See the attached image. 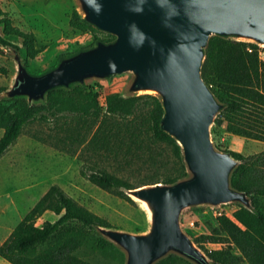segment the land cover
<instances>
[{
	"label": "water",
	"instance_id": "water-1",
	"mask_svg": "<svg viewBox=\"0 0 264 264\" xmlns=\"http://www.w3.org/2000/svg\"><path fill=\"white\" fill-rule=\"evenodd\" d=\"M80 18L111 35L64 55L41 73H30L17 48L5 53L15 70L0 100L23 98L45 104L48 92L129 74L123 96L158 98L159 127L180 148L186 176L171 183L124 189L145 216V228L128 231L94 224L97 234L124 254L123 264H157L177 255L192 264H213L183 229L186 210L239 204L254 211L252 199L232 185L240 160L215 145L211 128L225 103L202 77L214 36L264 48V0H73Z\"/></svg>",
	"mask_w": 264,
	"mask_h": 264
},
{
	"label": "trees",
	"instance_id": "trees-1",
	"mask_svg": "<svg viewBox=\"0 0 264 264\" xmlns=\"http://www.w3.org/2000/svg\"><path fill=\"white\" fill-rule=\"evenodd\" d=\"M70 25L93 29L81 20L76 9L72 10ZM0 26V45L17 48L24 66L32 74L51 69L64 55L87 48L96 41L107 42L113 38L111 35L108 39L93 36L85 45L57 53L53 64L31 71L30 62L36 56V36L13 27L11 19L2 10ZM7 36L19 37L22 46L11 43ZM4 52L0 49V53ZM201 73L218 99L225 103L215 118L211 134L224 126V130L231 135L264 142V60L259 56V47L249 42L214 36L208 42ZM92 87L84 84L69 89H53L48 92L45 104L30 105L23 98L0 100V128L3 129L0 157L39 112L62 104L96 120L101 117L90 140L97 139L101 134L105 139L100 144L101 148L107 143L110 146L108 151L114 157L121 154V158L127 161V156L138 158L145 153L151 168L163 169L162 173L156 170L143 175L137 183H131L106 169L92 168L85 175L99 188L115 191L132 201L123 192L124 189L158 182L171 183L186 176L179 146L159 127L162 108L158 98L149 94L122 97L112 93L107 95L105 113L100 116L101 108L92 94ZM4 88L0 87V91ZM89 96H92V101H87ZM98 141L92 144L96 148ZM228 151L240 160L231 177L232 185L251 196L254 211L239 204H230V214L222 212L217 215V225L211 234H201L193 240L199 247L201 243L212 240L223 244L214 249L202 248L213 264H264V150L247 156ZM200 209L202 207L192 210ZM45 210L52 211L55 219L36 225V219ZM94 224L110 226L107 220L78 204L59 186L52 185L13 227L0 245V257L10 264H91L78 252L86 241L93 239L95 245L92 249L111 248L122 257L112 243L96 234ZM157 264L192 263L171 254Z\"/></svg>",
	"mask_w": 264,
	"mask_h": 264
},
{
	"label": "rangeland",
	"instance_id": "rangeland-1",
	"mask_svg": "<svg viewBox=\"0 0 264 264\" xmlns=\"http://www.w3.org/2000/svg\"><path fill=\"white\" fill-rule=\"evenodd\" d=\"M75 8L73 0H0V10L11 19L13 27L36 36V56L30 62L31 71L53 64L57 53L85 45L93 36L109 38L108 34L94 28L79 29L71 26V13ZM6 39L22 46V41L17 36H7ZM0 49L8 51V47L1 45ZM5 52L0 53V87L9 85L15 70L14 61ZM129 77V74L124 73L114 75L106 81L87 83L93 86L92 94L101 108L100 116L105 113L107 95L118 93L124 97L122 94ZM91 98L89 96L87 101H92ZM144 99L150 101L148 98ZM58 106L39 112L35 119L23 127L16 141L0 157V223L3 225L0 240L8 235L9 230L52 185L59 186L78 204L107 220L111 227L128 231L143 230L145 216L137 202L131 198L130 201L115 191L99 188L87 179L85 173L92 168L106 169L127 178L131 183H137L143 175L156 170L162 173L163 169L151 168L145 153L138 158L127 156V161L121 158V154L114 157L108 151L110 146L107 143L101 148L100 144L105 140L101 134L97 139L90 140L101 117L96 120L73 108L62 104ZM117 119L122 120L119 117ZM2 133L3 129L0 128V136ZM212 138L218 148L240 152L245 156L264 150V142L231 135L224 130V126L218 128ZM97 140L96 148L92 144ZM230 211L229 205L202 207L196 211L189 209L183 213L181 224L192 238L211 234L217 225V215L222 212L229 215ZM54 219L53 212L45 210L35 224L41 225L44 221ZM83 245L78 254L91 264L124 262V254L114 245L122 253V257L111 248L92 249L94 239ZM221 245L223 244L212 240L201 243L200 247L214 249ZM0 264L10 263L3 260Z\"/></svg>",
	"mask_w": 264,
	"mask_h": 264
},
{
	"label": "crops",
	"instance_id": "crops-1",
	"mask_svg": "<svg viewBox=\"0 0 264 264\" xmlns=\"http://www.w3.org/2000/svg\"><path fill=\"white\" fill-rule=\"evenodd\" d=\"M20 220H21V219H20ZM20 220H19V221H20ZM19 221H18V222H19ZM18 222H17V223H18ZM17 223H16V224H17ZM16 224H15V225H16ZM15 225H14V226H15ZM14 226H13V227H14ZM13 227L9 230L8 235H6L5 238H3L2 240H0V245H1V244L5 241V239L9 236V234L11 233ZM2 229H3V225L0 223V230H2ZM0 236H1V233H0ZM3 260H4V259H2V258L0 257V263L3 262ZM5 261H6V260H5Z\"/></svg>",
	"mask_w": 264,
	"mask_h": 264
},
{
	"label": "built area",
	"instance_id": "built-area-1",
	"mask_svg": "<svg viewBox=\"0 0 264 264\" xmlns=\"http://www.w3.org/2000/svg\"><path fill=\"white\" fill-rule=\"evenodd\" d=\"M248 50L250 51L251 49H248ZM259 56H260L261 59L264 60V48H262V47H259Z\"/></svg>",
	"mask_w": 264,
	"mask_h": 264
}]
</instances>
